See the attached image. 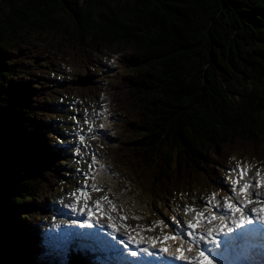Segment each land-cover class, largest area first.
<instances>
[{"label":"trees","instance_id":"1","mask_svg":"<svg viewBox=\"0 0 264 264\" xmlns=\"http://www.w3.org/2000/svg\"><path fill=\"white\" fill-rule=\"evenodd\" d=\"M65 46L125 53L115 104L127 112L124 89L130 120L118 155L153 201L206 196L234 151L264 161V0H0V264H45L27 235L68 168L65 147L48 148L64 124L46 128V115L59 116L46 103L54 81L41 76ZM66 259L52 264H94Z\"/></svg>","mask_w":264,"mask_h":264},{"label":"rangeland","instance_id":"2","mask_svg":"<svg viewBox=\"0 0 264 264\" xmlns=\"http://www.w3.org/2000/svg\"><path fill=\"white\" fill-rule=\"evenodd\" d=\"M41 35H45L47 40L53 42L61 40L59 38V34L56 32L48 33L46 31H42ZM120 57L121 54H117L114 59H112V56H103L100 61L95 60L93 63L98 66V72L92 69L87 70L88 67L85 63H83V61L81 62L79 59L71 57L70 60L74 64H69V66L73 76L71 72H68V75L70 79H74V81H70L69 77H66L64 81H68L67 83H61L59 86H56L55 84H48L49 87L46 92L49 98H47L48 101L46 103L50 104L51 109L57 112L60 117L54 118L53 114L46 115L45 119L48 120V127L46 128L54 129L57 125L56 123H58L60 125L65 124L64 131L66 130L65 127L69 124L72 125V130L68 131V143L70 144V148H67L66 144H61L63 147L56 148L58 151H56V153L64 151V147L66 149L64 151L66 155L64 156L62 166L69 169V175L64 179V183L59 181L62 177H64V175L54 179L59 182L55 181V190L51 192V195H49L48 199L45 200V203L42 205L47 215L39 221L38 225L34 226L35 230H29L31 231V235H27L34 241H39L41 246L45 249L44 254L38 258L41 259L40 262L43 260H52V262H55L54 260L56 259H66L71 252L77 253L78 251H83V249H85L86 243H83L81 238L84 237L90 239V237L80 231L77 234H74L72 228H70L71 231L70 229H64L62 234L57 235H52V233L56 231L55 228L48 227V230L46 231L47 224H51L52 220L62 223L63 226L67 227L68 223L66 220L69 218L75 219L76 216L69 215V210L75 209V207L73 208L70 206L75 205L77 196H72L70 193L75 192L77 187L82 189L87 188L88 190L84 191L89 193L90 197L93 198V201L98 198V195H96L97 191L92 190V185H96L99 189H101L100 191L103 192L104 195H112L115 197V199L111 198V203L106 201L105 207L100 213H98L99 216L106 215L108 218L111 217V220L118 221V225L123 228L125 220L128 221L136 219L137 228L139 225L147 224V226L149 225V229L153 230L154 228L151 227L150 223H154L156 231L162 230V232H164V230H168V232L175 234L177 231L180 230L182 232L183 230L184 236L182 239L180 238V241H183V244H186L187 246L189 245L185 240V235H188V223L186 226L184 224L189 220V218L195 217L193 215V210L196 209V205L204 206L205 204H209V202H211V205L217 204L213 199L214 196L212 199H208V197H206V200L200 201H198V198L195 197L192 199L194 202L188 203L185 197L177 199L170 197L171 200L164 202L167 204L166 207L160 202H152V198L150 199L145 192L134 184V179L130 176L128 170L123 166V163L118 155L119 148L117 147L125 135L123 127L127 128V123L130 120V115L128 114L130 98L128 97V99L125 100L122 97V92L125 91L124 89L121 90V94L119 95L124 102L121 107L127 112L122 111L121 114H116L113 119L108 120L105 130L101 134L102 139L92 140L89 136V130L92 125L91 118L97 111V107L99 105V100L96 99L95 101L91 98L96 97L95 95L101 91L102 98L109 102L112 106L111 108H113L112 110H115L113 101H115L117 93L114 86L121 73L127 70V67H121V63L119 61ZM62 67L63 64L59 66V69L55 67V75L52 74L47 77L41 76V81H44V79H53V81L54 79H59L58 81H62L63 77H61L62 73H60L63 71ZM89 75H92L95 78L91 77L87 81L86 79H82V81L85 80V82L89 81L87 84H81L75 79L78 76L84 78L85 76L89 77ZM92 80H97V82L92 83ZM58 89L60 92L59 95L56 96ZM103 91L105 92L104 95H102ZM64 93L74 95L63 99L61 95ZM75 95L79 97L71 100ZM81 96L86 97L82 98ZM66 109L70 111H66ZM63 117H65V120ZM52 134L53 133H50V135L46 137L48 148L56 146L55 135ZM81 136L84 137L83 143L81 142ZM78 148L79 154H77ZM234 152L236 155L244 154L241 151ZM67 158L68 161H66ZM245 161L247 162L248 159ZM89 165H91V168H89ZM255 165L256 162L251 160L249 164L242 166V168L249 169L247 174L243 177V179H246L245 181L251 180L255 182L257 180L264 179V168H254ZM258 170L260 173L259 176H257ZM237 172V167L228 165L225 166L224 177L222 178V182L219 183L220 188H218V191L215 194L216 196L221 195L222 198H226L235 195L232 190L230 177L233 179V176H235L233 174H237ZM243 179L240 181H243ZM251 191L252 193H261V189L258 187L252 188ZM192 195H196L195 192H192ZM116 197L118 199H116ZM70 198L72 199V202L68 203V199ZM80 198L88 199L87 196H82L81 194ZM224 198L219 201L221 204L224 202ZM253 199H256V197L253 196ZM242 201H244V199ZM187 204H192V207H188L189 210L186 213L185 208L187 207ZM113 205H115V209L113 208ZM211 207H208V209H213L215 211V208ZM218 210V213L220 212L224 216H227V212H225L221 207L218 206ZM137 213L139 215H136ZM121 217H126L127 219H121ZM177 220H179L181 224L184 223L183 225L186 228L181 229L178 226L180 223H177ZM40 225L43 226L44 230L43 239L41 238L42 235L39 234L40 230H36L37 227L40 228ZM170 229H172V231H170ZM18 239L19 238L11 240L12 245H15L19 241ZM182 245L181 242L179 243V240L178 242H174L172 245L174 253L177 252L176 249L180 248ZM89 248L94 250L92 245H89ZM185 249L187 250V248ZM187 252V254H195L194 250H192V252ZM92 254L93 253L91 252L90 255ZM94 254L95 257H97L95 259L98 261V264H108L107 260L104 259V254ZM85 256H87V259L91 257L87 254H85ZM196 256L197 255L195 254V257Z\"/></svg>","mask_w":264,"mask_h":264},{"label":"snow or ice","instance_id":"3","mask_svg":"<svg viewBox=\"0 0 264 264\" xmlns=\"http://www.w3.org/2000/svg\"><path fill=\"white\" fill-rule=\"evenodd\" d=\"M85 122H87V121H85ZM83 140H84V137L81 136V142L82 143H83ZM77 154H79V148L77 149ZM89 168H91V165H89ZM238 168H239V165H238ZM248 170L249 169L239 168V174L237 175V177L235 179H232L230 177L233 192L234 193H236V192L243 193V194H245L248 197V199L244 200V201H241V202H239V204H237V203L230 202L231 200L238 199L237 196H232V197H226L222 204L219 201H217V205H211L212 207L219 206L225 212H230L231 216H228V217H226L224 215L217 216L215 213H213L211 216H207L203 212L197 213L196 217H194V219L197 220V223L196 224L189 223L188 226H187L189 229L193 230V231H189L188 232V236L193 238L192 243H194V244L196 243L194 230L197 228V226L200 223H202L204 221H207L208 223H211V221H213V220L221 221V223L217 226L216 229H213L211 227H209L207 229V236L210 238L208 243L211 244V245H214L216 247H219L220 246V242L213 236V232L214 231L219 232L221 234H223L225 232L232 233L234 228H241L242 229V228L245 227V225H252L255 220L260 218L261 214H264V198H260L257 195L256 199H253L252 198L253 195H256V194L252 193V191H251V189L254 188V187H260V186L264 185V181L257 180L255 182H253V181L249 180V181H246L243 184H240V180L243 179L244 175L247 174ZM259 174L260 173H259V170H258L257 171V176H259ZM91 187H92V190H94V191H100L101 190L96 185H92ZM77 191H79L82 196H87L88 199H91L89 193L83 191L82 189H78ZM72 195L75 196L76 193H73ZM101 199H107V197H102ZM109 203H111V201H109ZM255 203L261 204L262 207H260V208L253 207L251 209L248 208V206L250 204H255ZM94 204L96 206V210H102V205L100 204L99 200L94 201ZM209 204H211V202H209ZM70 207L74 208V206H70ZM113 208L115 209V205H113ZM85 209H88V216H89V218H91L93 212H92V209L89 207V205L87 203H85L84 208H81L80 211L83 212ZM188 210H189V208L186 207L185 208V212L187 213ZM237 213H239L238 217L236 215ZM109 218L111 219V217H109ZM121 219H127V218L126 217H121ZM225 219H230L231 220L232 227H229L226 223L223 222V221H225ZM84 226L91 227L92 225L89 223L88 219H85L83 221V224L81 225V227H84ZM110 227H113V226L110 225ZM125 227H127V225H125ZM149 230H151V229H149ZM181 235L182 234H178V235L172 236V237L165 236L164 239L165 240H168V239L176 240V239H180ZM199 240L200 241H204L205 240V236L204 235H200L199 236ZM121 243H125V242L121 241ZM128 243H131L130 238H129ZM182 244H183V241H181V245ZM125 246L127 247V244H125ZM191 250H192L191 247H189L187 250H185L183 248V246H181L180 248H177L176 251L178 253H180V255L174 257V259L185 261L186 264H213L212 259H210L208 255H205L204 251H200L199 252V257L198 258H190V257L184 255L185 251H191ZM142 251L148 252V249L144 248V249H142ZM161 251H165L166 252L167 249H161ZM208 251L211 252L212 249L209 248ZM131 255L132 256H136L137 253L135 251H133V252H131Z\"/></svg>","mask_w":264,"mask_h":264},{"label":"bare ground","instance_id":"4","mask_svg":"<svg viewBox=\"0 0 264 264\" xmlns=\"http://www.w3.org/2000/svg\"><path fill=\"white\" fill-rule=\"evenodd\" d=\"M242 183H244V182H242ZM184 224V223H183ZM185 226L187 225V223H185L184 224ZM183 225V227H185ZM101 226H103V225H101ZM151 226L153 227L154 226V223H151ZM137 228V227H136ZM76 230V229H75ZM157 232H158V234L162 237V238H164L165 236H166V234L164 233V232H162V230H160V231H158L157 230ZM180 234H182L181 235V239L183 238V236H184V231L182 230V232L180 231ZM43 237H44V233L42 234V239H43ZM98 237V233H96L95 234V240H96V238ZM103 238V237H102ZM94 240V241H95ZM83 242H87V244H90V245H92V248H94V251L95 252H97V251H100V250H98V243H92V242H90V239H88L87 238V241L86 240H83ZM181 241H180V239H179V243H180ZM168 244H169V246H170V248L172 247V243L170 242V241H168ZM258 245V244H257ZM259 247H261V248H263L264 246H260V245H258ZM183 248H184V245H183ZM199 248V247H198ZM173 249V248H172ZM175 249V248H174ZM186 250V249H185ZM170 252H171V250H170ZM190 252H192V251H190ZM101 253H103V251H101ZM185 253L187 254L188 252L187 251H185ZM189 254H191V253H189ZM206 255H208V252L206 253ZM190 258H191V256H189ZM228 257H233V256H228ZM195 258H198L197 256L195 257ZM257 259H258V262H259V264H264V251H259L258 253H257ZM107 263L108 264H116L115 262H112V261H108L107 260Z\"/></svg>","mask_w":264,"mask_h":264},{"label":"water","instance_id":"5","mask_svg":"<svg viewBox=\"0 0 264 264\" xmlns=\"http://www.w3.org/2000/svg\"><path fill=\"white\" fill-rule=\"evenodd\" d=\"M84 84V83H83Z\"/></svg>","mask_w":264,"mask_h":264}]
</instances>
